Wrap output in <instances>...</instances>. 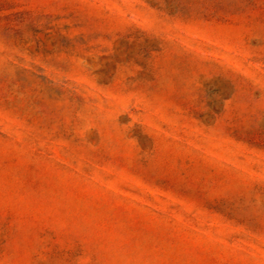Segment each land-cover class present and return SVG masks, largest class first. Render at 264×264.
<instances>
[{"label": "rangeland", "instance_id": "374dc122", "mask_svg": "<svg viewBox=\"0 0 264 264\" xmlns=\"http://www.w3.org/2000/svg\"><path fill=\"white\" fill-rule=\"evenodd\" d=\"M0 264H264V0H0Z\"/></svg>", "mask_w": 264, "mask_h": 264}]
</instances>
